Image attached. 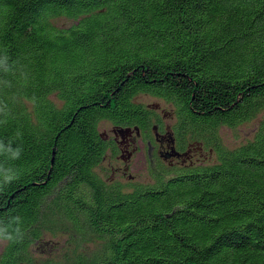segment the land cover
I'll use <instances>...</instances> for the list:
<instances>
[{"label": "trees", "instance_id": "16d2710c", "mask_svg": "<svg viewBox=\"0 0 264 264\" xmlns=\"http://www.w3.org/2000/svg\"><path fill=\"white\" fill-rule=\"evenodd\" d=\"M5 48L27 79L0 72V139L23 147L0 192V227L23 240L0 264H36L47 233L79 264H264V0H0ZM140 94L172 105L214 162L153 185L99 176L102 121L154 130ZM261 115L253 139L222 144L221 127Z\"/></svg>", "mask_w": 264, "mask_h": 264}, {"label": "rangeland", "instance_id": "374dc122", "mask_svg": "<svg viewBox=\"0 0 264 264\" xmlns=\"http://www.w3.org/2000/svg\"><path fill=\"white\" fill-rule=\"evenodd\" d=\"M64 22L65 21H59L58 24H62ZM135 101L153 109H158L160 107L159 112H162L161 115L163 117L167 115L166 118L168 121L172 120L175 116L174 107L161 98H157L152 95L148 96L146 94H140L135 98ZM262 118L263 115H261L255 121L246 123L238 127H221L218 130V135L222 144L226 148L233 149L253 139ZM99 130L103 137H105L107 133H111L112 125L106 120L102 121L99 124ZM204 147L205 148L202 149V147L200 148L198 144H194L192 146L190 162H193L196 166L211 164L215 160L213 150L206 146ZM140 148L143 149L144 145H140ZM114 149L116 150V148L110 147L106 151L104 160L97 168L96 172L105 181L118 182L124 185H128L130 181L128 178L124 177L122 172L119 170V167H123V164L122 162L118 161V158L116 157V155H114ZM122 157H125V154L123 152L121 158ZM131 167L132 174L137 176V179L134 183L147 185H153L156 183L157 171H162L163 169H165V171L170 170V168L162 162H151L147 155V152L142 150H139L138 154L132 159ZM171 173L174 172L170 170V174L168 177L171 176ZM92 238L94 240L96 239L94 237ZM70 244L71 239L66 234L58 233L54 235L52 233H47L43 240H41L34 246L36 264H79L80 257H74L71 254L72 247H70ZM100 246L101 244L96 241H93L91 244H89V246L86 248V257L90 259L93 253L98 250ZM3 247L4 244H0V251L3 249Z\"/></svg>", "mask_w": 264, "mask_h": 264}, {"label": "flooded vegetation", "instance_id": "af4514ba", "mask_svg": "<svg viewBox=\"0 0 264 264\" xmlns=\"http://www.w3.org/2000/svg\"><path fill=\"white\" fill-rule=\"evenodd\" d=\"M149 108L155 115V127L151 132L144 131L138 126H117L108 121L112 125V130L110 134H106L104 141L107 143L108 149L116 148L113 153L123 164L119 170L131 183L137 179V176L132 174L131 161L139 150L146 151L151 162H162L171 171L179 172L183 169L190 170L196 167L193 162H190L194 144H198L202 149L205 148V145L203 146L198 140H193L191 137L183 136L175 131V121L178 120L176 111L173 119L168 121L167 115L163 117L162 112H159L160 107L158 109ZM140 145H144V148L141 149ZM122 152L125 157L121 158ZM159 172L161 171L159 170Z\"/></svg>", "mask_w": 264, "mask_h": 264}, {"label": "clouds", "instance_id": "9594fccd", "mask_svg": "<svg viewBox=\"0 0 264 264\" xmlns=\"http://www.w3.org/2000/svg\"><path fill=\"white\" fill-rule=\"evenodd\" d=\"M4 53L3 57L0 58V72H2L6 76H10L15 78L18 82L22 80H26V75H18L17 74V61L11 60V56L8 54V50L0 49ZM11 60V63L9 61ZM3 103V101H0ZM6 107V105H5ZM0 114L3 113V109L0 108ZM21 133L18 131L16 133V137L19 138ZM15 141L11 138H8L7 144H5L3 139H0V192H3L7 186H10L13 182H16L20 179L19 170L12 165V161H17L21 159L23 153L22 145H17L13 147ZM19 217H15L14 220L16 223H19ZM2 223V220H0ZM17 234L19 235V239H16L13 235L8 232L7 228L0 227V244H8V243H19L23 240V234L19 232L17 229Z\"/></svg>", "mask_w": 264, "mask_h": 264}, {"label": "water", "instance_id": "95a60500", "mask_svg": "<svg viewBox=\"0 0 264 264\" xmlns=\"http://www.w3.org/2000/svg\"><path fill=\"white\" fill-rule=\"evenodd\" d=\"M155 129H157V128H155Z\"/></svg>", "mask_w": 264, "mask_h": 264}]
</instances>
